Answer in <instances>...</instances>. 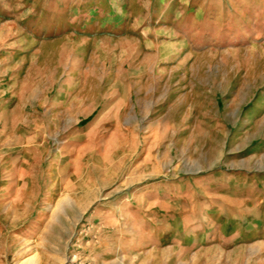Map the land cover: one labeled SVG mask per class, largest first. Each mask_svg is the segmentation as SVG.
<instances>
[{
    "label": "rangeland",
    "instance_id": "obj_1",
    "mask_svg": "<svg viewBox=\"0 0 264 264\" xmlns=\"http://www.w3.org/2000/svg\"><path fill=\"white\" fill-rule=\"evenodd\" d=\"M264 264V0H0V264Z\"/></svg>",
    "mask_w": 264,
    "mask_h": 264
},
{
    "label": "bare ground",
    "instance_id": "obj_2",
    "mask_svg": "<svg viewBox=\"0 0 264 264\" xmlns=\"http://www.w3.org/2000/svg\"><path fill=\"white\" fill-rule=\"evenodd\" d=\"M31 264H39L38 257H34L33 259H31Z\"/></svg>",
    "mask_w": 264,
    "mask_h": 264
}]
</instances>
